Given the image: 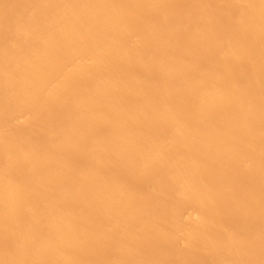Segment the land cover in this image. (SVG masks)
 <instances>
[{"label":"bare ground","instance_id":"bare-ground-1","mask_svg":"<svg viewBox=\"0 0 264 264\" xmlns=\"http://www.w3.org/2000/svg\"><path fill=\"white\" fill-rule=\"evenodd\" d=\"M0 264H264V0H0Z\"/></svg>","mask_w":264,"mask_h":264}]
</instances>
